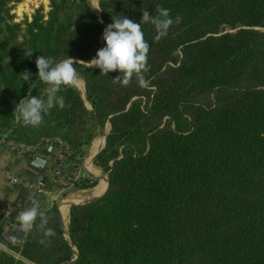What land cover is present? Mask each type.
Returning <instances> with one entry per match:
<instances>
[{
  "label": "trees",
  "instance_id": "trees-1",
  "mask_svg": "<svg viewBox=\"0 0 264 264\" xmlns=\"http://www.w3.org/2000/svg\"><path fill=\"white\" fill-rule=\"evenodd\" d=\"M21 1L0 0V136L24 146L58 137L77 165L108 122L93 160L108 187L69 207L67 235L56 206L42 205L22 240L0 233V264H264V0H99V16L89 0H47L17 22ZM158 7L174 23L159 39L142 24L144 83L87 67L111 17L139 22ZM42 54L76 61L85 99L62 86L65 106L34 127L15 109L46 96Z\"/></svg>",
  "mask_w": 264,
  "mask_h": 264
},
{
  "label": "clouds",
  "instance_id": "clouds-1",
  "mask_svg": "<svg viewBox=\"0 0 264 264\" xmlns=\"http://www.w3.org/2000/svg\"><path fill=\"white\" fill-rule=\"evenodd\" d=\"M92 9L100 10L99 0L90 6ZM180 17H175V23L180 22ZM103 22V21H99ZM174 23L170 10L158 7L157 15H152L146 9L141 10L139 22L122 15L117 18L111 17V23L106 24L102 30L101 38L103 46L97 49L93 58L88 60L87 67L98 68L99 72L107 75L110 71H117L122 75V83H127L135 75L140 83H144L142 73L147 70V52L149 43L144 39L142 24H151L156 31V39L166 35L169 27ZM26 50V49H25ZM33 51V50H32ZM32 51H25L30 56ZM37 72L35 76L47 86L46 96L27 95L26 99H20L15 112L18 121L25 125L38 126L42 122L43 115L53 107L63 108L64 97L60 94L62 86L73 85L78 74L73 67L76 63L72 57L55 61L54 58L38 55L35 58ZM28 70L20 73L22 81L28 82L31 77ZM38 207L33 204L30 207L17 211L16 222L27 231L31 229L37 218Z\"/></svg>",
  "mask_w": 264,
  "mask_h": 264
},
{
  "label": "crops",
  "instance_id": "crops-1",
  "mask_svg": "<svg viewBox=\"0 0 264 264\" xmlns=\"http://www.w3.org/2000/svg\"><path fill=\"white\" fill-rule=\"evenodd\" d=\"M73 86L83 97L84 90H79L75 84ZM107 124L105 131L110 129V124L108 122ZM98 138H101V135ZM96 139L93 138L85 147L84 155L79 164L72 165L69 162L68 166L64 168L62 176L58 179L52 175L56 152L54 146L41 141L32 147L28 153L22 154L16 145H10L8 142L3 143L0 140V222L4 211H9L7 222L2 224L5 233L19 232L22 228L15 219L17 211L32 206L29 190L21 185L9 183L6 172L22 180L31 179L41 173L45 179V191L39 196V202L42 206H56L64 225L68 221L69 204L81 203L89 198L100 196L104 192L107 176L93 162L94 156L99 150L98 148L96 151H92ZM86 177L95 178L96 183L88 188L78 187L80 181ZM65 181L71 185H64Z\"/></svg>",
  "mask_w": 264,
  "mask_h": 264
},
{
  "label": "built area",
  "instance_id": "built-area-1",
  "mask_svg": "<svg viewBox=\"0 0 264 264\" xmlns=\"http://www.w3.org/2000/svg\"><path fill=\"white\" fill-rule=\"evenodd\" d=\"M43 142H47L50 145L54 146L56 148V152L54 154V163L52 166V175L54 178H60L63 174V170L66 166H68V163L70 162L72 165H75L73 162L69 160L70 158V149L66 142L62 141L60 138H49L44 139ZM20 152L22 154L28 153V151L32 147L24 146V145H17ZM6 178L9 181V183L13 185H21L23 187H26L30 192V202L31 204H35L37 207L41 206L39 202V196L44 193L45 191V179L44 176L39 173L35 175L33 178L28 180H22L17 176L11 175L9 172H6ZM66 186H70L71 184L68 181H65L63 183ZM9 216V211L5 210L0 222V233L6 238V239H16V240H22L27 233V231L21 229L19 232L13 233V234H7L3 230L2 224L7 222V218Z\"/></svg>",
  "mask_w": 264,
  "mask_h": 264
},
{
  "label": "rangeland",
  "instance_id": "rangeland-1",
  "mask_svg": "<svg viewBox=\"0 0 264 264\" xmlns=\"http://www.w3.org/2000/svg\"><path fill=\"white\" fill-rule=\"evenodd\" d=\"M89 2H90V5L92 6L96 2V0H89ZM40 5H42L44 7L45 11H46L47 10V6H48V1L47 0H22L20 3L14 5V7L12 8L13 9L12 12L15 14L14 20L17 21V22H20L26 17L29 18L30 15L32 14L33 10L35 8H37L38 6H40ZM97 13H98V10H97ZM78 78L81 79L79 76H78ZM83 89H84V85H83ZM83 99H84V96H83ZM107 125L108 124L106 123L103 127H101L102 132H105ZM98 137H100V133L98 132V128H97L94 138H98ZM0 140L3 143L8 142L10 145H16V146L17 145H21V144H18V143H13L10 140H7L4 136H0ZM28 147H34V146H28ZM104 174L107 176L106 173H104ZM68 219H69V215H68ZM67 225H68V221L64 225L65 228H67Z\"/></svg>",
  "mask_w": 264,
  "mask_h": 264
},
{
  "label": "water",
  "instance_id": "water-1",
  "mask_svg": "<svg viewBox=\"0 0 264 264\" xmlns=\"http://www.w3.org/2000/svg\"><path fill=\"white\" fill-rule=\"evenodd\" d=\"M96 13V12H95ZM100 12L98 11V13H96V15L97 16H99L100 14H99ZM84 90V89H83ZM83 96H84V99H85V94H83ZM109 131V130H108ZM108 131H105V132H102V130H101V126H98V132L100 133V135H101V137H102V144H101V146L99 147V150L104 146V142H105V138H106V135H107V133H108ZM98 150V151H99ZM97 151V152H98ZM96 152V153H97ZM106 181V187H105V190H104V192L106 191V189H107V187H108V181L107 180H105ZM103 192V193H104ZM102 193V194H103ZM101 194V195H102ZM98 196H95V197H92V198H89V199H87V200H84V201H82L81 203H85V202H88V201H92V200H94L95 198H97ZM72 204H69V206H71ZM58 216H59V221H60V224H61V226H62V228H63V230H64V233L67 235V228H65V226H64V224H63V222H62V219L60 218V214H59V212H58ZM74 260V259H73ZM72 260V261H73ZM72 261H70V262H68V263H66V264H70Z\"/></svg>",
  "mask_w": 264,
  "mask_h": 264
},
{
  "label": "bare ground",
  "instance_id": "bare-ground-1",
  "mask_svg": "<svg viewBox=\"0 0 264 264\" xmlns=\"http://www.w3.org/2000/svg\"><path fill=\"white\" fill-rule=\"evenodd\" d=\"M94 11L97 13V10L94 9ZM99 11V10H98ZM75 85L76 87L79 89V90H83V83H82V80L81 79H77V81L75 82ZM101 143H102V137L101 138H97L93 144V147H92V151L93 150H97L100 146H101ZM91 151V153H92Z\"/></svg>",
  "mask_w": 264,
  "mask_h": 264
}]
</instances>
